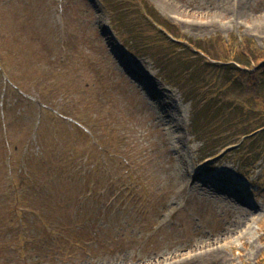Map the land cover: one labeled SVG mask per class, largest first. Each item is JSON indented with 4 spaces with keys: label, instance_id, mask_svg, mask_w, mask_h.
<instances>
[{
    "label": "rangeland",
    "instance_id": "obj_1",
    "mask_svg": "<svg viewBox=\"0 0 264 264\" xmlns=\"http://www.w3.org/2000/svg\"><path fill=\"white\" fill-rule=\"evenodd\" d=\"M124 1L0 0V264H258L264 142L248 136L222 151L244 124L218 134V109L207 104L208 131L193 108L204 94L234 97L230 82L208 67L201 83L189 72L203 57L193 41L219 53L240 36L264 50V0H146L174 31L169 41L117 25L141 66L135 76L161 89L150 101L95 22L105 6L132 18ZM212 175L231 192L206 184Z\"/></svg>",
    "mask_w": 264,
    "mask_h": 264
},
{
    "label": "trees",
    "instance_id": "obj_2",
    "mask_svg": "<svg viewBox=\"0 0 264 264\" xmlns=\"http://www.w3.org/2000/svg\"><path fill=\"white\" fill-rule=\"evenodd\" d=\"M140 4L144 7L145 10L149 11V16L148 20L151 21V17L153 18V21H155V16L153 9L150 7V5L142 1ZM140 7V8H143ZM146 27H151L149 24L150 22L147 20L146 17H143L142 15L140 16ZM169 31L171 32L172 35V28H168ZM168 34V33H167ZM166 39L169 41L168 37L166 36ZM192 45L194 49L197 51L203 53L206 57L211 58L212 60H222L220 63H210L206 62L204 64H201L198 60V67H194L190 75L192 74L193 77H196L198 80V83L203 80L204 76V71L201 73L202 68L208 67L212 68V70L216 71L218 75L224 79L228 80L231 85H235L237 82V78L240 77L243 82H248L249 85L253 86V89L255 90L254 92V97L252 100V94L250 96V93L247 92L246 88L242 86L241 84L237 87L234 88V91L231 94H234V99H235V106H230L231 104L234 103V101H229V95H223L220 98L218 97H212L207 99L203 106L206 104H211L213 105V109L217 108L218 109V114H219V119L224 120L230 118L231 111L233 113H236V116L234 120H237L238 125H242L243 122H241L240 119L244 117L245 119H250L251 121L254 120L252 123H254V127L261 128L262 129L259 131L261 133V138L260 140H264V51L260 50L257 48L252 42H248L246 39L244 40V48L242 51L243 56L238 57L237 55L232 56V58H229L231 53V47L226 46L219 48V53L216 50V47L211 44H207L209 46H205L202 42H192ZM233 54V53H232ZM228 59H232L235 63H238L240 66H236L234 63H228ZM255 62L256 67L252 70H244L243 66H247L249 68V63ZM200 68V69H199ZM231 75H239L237 78L231 76ZM219 78V77H218ZM248 84L246 86H248ZM237 100H240L241 103L236 102ZM247 107L245 109V112H243L242 108ZM228 107V108H227ZM212 109V110H213ZM258 114V116L256 115ZM57 124L60 126L65 123L63 119L56 118L55 119ZM205 120V118H204ZM219 120V121H220ZM222 125V122L220 123ZM227 129H223L221 133L226 132ZM42 137V135H38L37 139ZM55 140H60V137H54ZM257 141V140H255ZM40 160L44 162L45 164L47 163V158L42 155L40 156ZM262 239L264 240V233L262 234ZM258 264H264V254L262 256V259Z\"/></svg>",
    "mask_w": 264,
    "mask_h": 264
}]
</instances>
